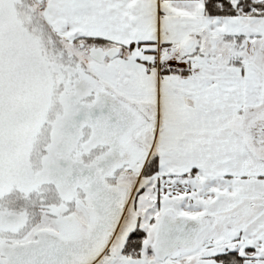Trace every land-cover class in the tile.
<instances>
[{"label":"snow or ice","instance_id":"snow-or-ice-1","mask_svg":"<svg viewBox=\"0 0 264 264\" xmlns=\"http://www.w3.org/2000/svg\"><path fill=\"white\" fill-rule=\"evenodd\" d=\"M0 264H264V0H0Z\"/></svg>","mask_w":264,"mask_h":264}]
</instances>
